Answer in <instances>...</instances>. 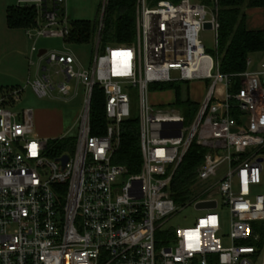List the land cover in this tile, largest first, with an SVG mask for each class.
Returning a JSON list of instances; mask_svg holds the SVG:
<instances>
[{"label":"built area","instance_id":"1","mask_svg":"<svg viewBox=\"0 0 264 264\" xmlns=\"http://www.w3.org/2000/svg\"><path fill=\"white\" fill-rule=\"evenodd\" d=\"M107 1L85 68L68 48L67 0H18L37 13L25 29L29 85L39 98L57 91L67 101L81 95L83 104L74 151L53 157L34 111L15 109L24 88L0 92V264H264V65L254 68L251 57L245 71L222 73L216 8L199 0H137L135 40L104 45ZM207 30L216 55L202 41ZM46 37L62 39L63 48L40 50ZM195 81L208 88L201 102L192 96ZM165 84H182L198 104L190 122L176 105V88L156 87ZM96 86L106 99L105 135L93 134ZM168 91L169 100L151 97ZM136 102L143 164L131 174L113 154ZM194 144L206 149L205 158L191 199L178 204L172 182ZM212 201L215 207L198 208ZM188 206L205 214L193 227L168 228ZM221 208L230 212L228 247L219 236Z\"/></svg>","mask_w":264,"mask_h":264},{"label":"trees","instance_id":"2","mask_svg":"<svg viewBox=\"0 0 264 264\" xmlns=\"http://www.w3.org/2000/svg\"><path fill=\"white\" fill-rule=\"evenodd\" d=\"M161 0H152L155 4ZM177 3L181 0H170ZM205 5L215 7L218 22H220L218 57L221 71L225 74H237L247 69V60L252 55L264 52V32L249 30L246 27V8L264 7V0H199ZM137 0H108L105 6L103 44L132 43L136 35ZM7 23L11 29H27L35 24L37 13L32 6L18 4L7 8ZM98 22L75 20L71 21V42L83 43L94 40L98 31ZM215 50L210 51L216 55ZM239 84L233 87L238 89ZM161 87L176 88L177 107L184 111L187 122H190L197 112L198 104L188 99L186 89L182 84ZM92 128L93 134L105 135L108 118L105 113L106 99L104 91L96 86L92 95ZM75 138L53 139L49 141V155L56 157L65 152H73L76 146ZM120 145L113 154V162L125 165L131 174H138L143 164L141 153L140 127L138 114L125 119L121 124ZM206 149L197 144L192 145L187 156L172 182V195L178 204H183L191 198V186L195 179L196 168L205 158ZM261 225V224H259ZM262 226V225H261ZM262 236L264 235L261 228ZM214 260V258H213Z\"/></svg>","mask_w":264,"mask_h":264},{"label":"rangeland","instance_id":"3","mask_svg":"<svg viewBox=\"0 0 264 264\" xmlns=\"http://www.w3.org/2000/svg\"><path fill=\"white\" fill-rule=\"evenodd\" d=\"M17 1L0 0V92L18 86L24 88L20 102L15 109L19 111L30 108L34 111L35 129L40 137L53 140L67 136L76 139L79 132L77 121L83 104L82 96L67 101L62 99L56 91L54 93L55 98H39L32 86L29 85V56L32 43L26 36L24 29H11L7 23V8L12 4H16ZM104 2L105 0H67L66 12L70 21L90 20L100 23ZM201 38L208 51L215 50L216 40L212 30L203 32ZM39 42L40 45L47 48H63L62 39L46 37L40 39ZM68 45V48L77 56L83 67L89 68L95 56L97 42L95 40L83 43L71 42ZM33 78L34 75L31 77V81ZM192 89V96L201 102L208 88L205 82L195 81ZM151 97L156 101H165L173 96L172 92L168 91L165 95L153 94ZM137 111L136 102L134 103L133 112L136 114ZM124 179H127V177H119L118 184H122ZM260 191L258 189L257 192ZM219 212H221L223 218V229L219 236L224 241V246L228 247L231 244V241L227 238L230 233V212L222 208ZM204 214V211L195 210L192 206H188L169 222L168 228L193 227L198 217Z\"/></svg>","mask_w":264,"mask_h":264},{"label":"crops","instance_id":"4","mask_svg":"<svg viewBox=\"0 0 264 264\" xmlns=\"http://www.w3.org/2000/svg\"><path fill=\"white\" fill-rule=\"evenodd\" d=\"M16 4H18V1L16 2ZM16 4H12V5H16ZM12 5H10V6H12ZM245 12H246L245 21H246L247 29H249L250 31L254 30V31H262V32H264V7H250V8H246ZM24 31H25V29H24ZM38 46H39L40 50L44 51V50L47 49V47H44L43 45H40L39 41H38ZM49 49H51V48H49ZM252 58H253L254 68L261 69L263 67V65H264V52L252 55ZM258 189L261 190L260 192L263 191V187H260ZM258 189H257V191H258Z\"/></svg>","mask_w":264,"mask_h":264},{"label":"water","instance_id":"5","mask_svg":"<svg viewBox=\"0 0 264 264\" xmlns=\"http://www.w3.org/2000/svg\"><path fill=\"white\" fill-rule=\"evenodd\" d=\"M206 29H212V24L211 23H207V25L205 26ZM63 161L64 162H67L68 161V156L65 155L64 157H62ZM260 162L263 161V159H259ZM216 206V202L215 201H212V202H202V203H199L198 204V208H213Z\"/></svg>","mask_w":264,"mask_h":264}]
</instances>
